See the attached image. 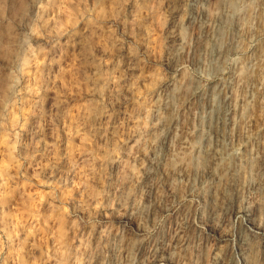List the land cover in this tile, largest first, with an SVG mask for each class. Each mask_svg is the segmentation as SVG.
<instances>
[{"label":"clouds","instance_id":"clouds-1","mask_svg":"<svg viewBox=\"0 0 264 264\" xmlns=\"http://www.w3.org/2000/svg\"><path fill=\"white\" fill-rule=\"evenodd\" d=\"M0 264H264V0H27Z\"/></svg>","mask_w":264,"mask_h":264},{"label":"rangeland","instance_id":"rangeland-1","mask_svg":"<svg viewBox=\"0 0 264 264\" xmlns=\"http://www.w3.org/2000/svg\"><path fill=\"white\" fill-rule=\"evenodd\" d=\"M183 3L184 0H169V4L173 8H179ZM26 9L27 0H0V27L11 28L21 18ZM97 43H99L98 38ZM197 47H199V42H197ZM71 55L69 53V56ZM76 92H79V89Z\"/></svg>","mask_w":264,"mask_h":264}]
</instances>
